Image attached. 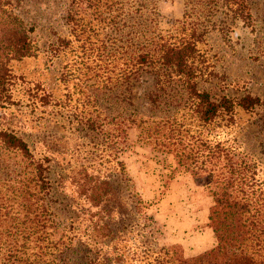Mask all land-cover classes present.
<instances>
[{
    "label": "rangeland",
    "instance_id": "1",
    "mask_svg": "<svg viewBox=\"0 0 264 264\" xmlns=\"http://www.w3.org/2000/svg\"><path fill=\"white\" fill-rule=\"evenodd\" d=\"M152 1L159 13L158 28L165 34L180 35L186 13V27L195 26L199 33L208 27L198 45L205 61L201 89L215 99L227 96L239 101L250 94L263 104L250 110L237 107L231 118L210 124L201 123L183 102L176 107L172 123L176 146L169 148L204 154L197 162L185 160L192 169L181 166L175 153L155 146L157 138L141 140V127L128 125L120 160L129 180L122 181L119 189L125 201L138 194L145 208L126 221L127 226L121 225L116 240L92 242L81 210L84 202L73 181L83 177L82 172L93 179H116L120 167L113 148L104 144L103 152V140L95 133L85 136L81 121L126 111L146 120L143 127H153V120L165 116L148 99L153 78L145 74L141 81L115 86L119 69L113 72L114 64L100 57L99 40L104 35L81 0H0V37L9 21L10 27L26 28L35 47L31 57L8 63L0 131L28 142L35 161L44 164L45 181L51 183H31L30 162L0 146V264L9 256L16 264H92L88 250L94 257L108 258L107 264H173L180 256L192 258L211 250L217 241L209 221L210 191L229 171L226 151L207 157V147L219 145L236 159L253 160L256 189L264 191V0H247L246 21H235L221 0L196 6L189 0ZM71 14L79 25L77 32L70 24ZM126 22L133 24L131 19ZM124 93L132 104L127 109L126 102L117 99ZM176 94L185 96L181 88ZM170 129L171 125L164 127L157 137L168 138ZM59 175L64 177L62 187ZM131 209L129 200L123 209L129 217Z\"/></svg>",
    "mask_w": 264,
    "mask_h": 264
},
{
    "label": "trees",
    "instance_id": "2",
    "mask_svg": "<svg viewBox=\"0 0 264 264\" xmlns=\"http://www.w3.org/2000/svg\"><path fill=\"white\" fill-rule=\"evenodd\" d=\"M221 1L233 13L235 21H246L250 18L247 0ZM205 2L213 4L215 0H189V4L194 6L196 3L200 5ZM81 3L91 11L89 15L93 17V21L98 22L101 34L104 35L99 40L100 57L114 64L113 72L119 69L115 86L119 88L120 85L129 84L131 80L141 81L145 74L151 75L154 90L151 91L148 99L155 110L160 109L161 113H165L161 120H153L154 126L149 128L143 127L146 120L133 118V114H128L126 111H121L114 117L106 115L101 119L100 115L96 119L91 116L81 121L83 124L81 130L86 133L85 136L95 133L96 139L103 140V144H99L103 146V152L105 145L113 148L114 160L120 167L116 179H108V177L93 179L89 174L82 172L83 177L73 181L77 188L76 193L80 194L84 202L81 210L89 222V240L98 241V243L112 242L116 240V232L121 231V225L127 226L126 223L142 214L145 208L144 201L138 194H130V198L126 197L125 201L119 189L122 181L129 180L125 164L120 160L121 145L127 141L129 126L141 127V140L143 138L150 141L157 138L155 146H159V149L164 152L175 153L181 166L192 169L191 164L185 165V160L192 159L197 162L196 160L204 154L200 151L193 153L191 150L188 153L186 147L169 148V146H176L173 141L177 138H174L175 133L172 127V123L175 122L174 116L178 113L174 110L176 107L183 102L184 107H187L201 123L210 124L218 119L231 118L237 107L250 110L263 103L259 97L250 94L239 101L227 96L215 99L209 91L199 87V79L205 75L202 68L205 61L198 45L204 41L209 30L208 27H204V31L199 33V29L195 26L186 27L188 13L185 14V20L181 22L183 28L180 35H174L165 34L158 28L159 13L156 3L152 0H135L132 5L130 0H81ZM69 18L70 24L77 32L79 25L77 21L74 22V15L71 14ZM144 18L146 23L143 21ZM127 19H131L133 24L127 23ZM146 24L149 26L146 27ZM2 30L4 33L0 37V100L3 101L8 90L7 79L10 78L8 63L10 60L31 57L35 47L28 30L23 26L15 29L10 27L8 21ZM60 42L63 43L62 40ZM60 47L61 45L55 51H59ZM177 88H181L185 96L178 97ZM125 94L123 99L119 96L117 99L126 102L127 109L128 105L132 104L129 101L130 97H127V93ZM165 95L168 99L163 102L161 97L164 99ZM172 95L175 97L170 100L169 97ZM106 119H108L107 123L104 122ZM106 124L112 127H106ZM168 125H171V132L168 138L161 140L157 136ZM166 142H169L168 145ZM0 146L7 151L20 153L30 162L33 175L30 178L31 183L35 181L38 185L45 181L44 164L35 161L28 142L22 137L8 130H2ZM207 149L209 150L207 157L226 151L225 167L229 171V176L210 191L213 206L210 209L209 221L217 243L211 250L196 257L180 256L173 264H264V191L259 192L256 189L257 164L251 159H236L235 156L230 155L229 150L220 149L219 145L216 148L207 147ZM195 162L192 163L194 167ZM59 178L61 181L58 182V186L62 187L64 177L59 175ZM49 182L45 181V184H51ZM129 200L132 205L130 217L123 210ZM69 204L72 208L73 204ZM148 218L144 219L148 220ZM88 252L89 263L107 264L108 258H100L99 255L94 257L92 251L88 250ZM168 254L167 252L166 255L169 256ZM12 258L13 256H9L1 264H16Z\"/></svg>",
    "mask_w": 264,
    "mask_h": 264
}]
</instances>
